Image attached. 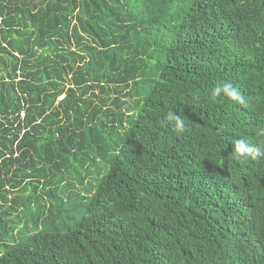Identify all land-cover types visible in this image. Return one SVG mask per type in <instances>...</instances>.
<instances>
[{
    "label": "trees",
    "instance_id": "obj_1",
    "mask_svg": "<svg viewBox=\"0 0 264 264\" xmlns=\"http://www.w3.org/2000/svg\"><path fill=\"white\" fill-rule=\"evenodd\" d=\"M261 128L264 0H0V264H264Z\"/></svg>",
    "mask_w": 264,
    "mask_h": 264
},
{
    "label": "clouds",
    "instance_id": "obj_2",
    "mask_svg": "<svg viewBox=\"0 0 264 264\" xmlns=\"http://www.w3.org/2000/svg\"><path fill=\"white\" fill-rule=\"evenodd\" d=\"M224 95L229 99L239 103L245 104L246 100L241 91L230 82L218 83L212 89V96L219 97ZM165 120L169 122L172 129L178 135L186 130L185 119L182 115L175 114L174 111L167 112L165 114ZM260 133L264 135V128H261ZM233 155L240 160L257 159L264 157V144H251L245 139H238L235 141Z\"/></svg>",
    "mask_w": 264,
    "mask_h": 264
},
{
    "label": "rangeland",
    "instance_id": "obj_3",
    "mask_svg": "<svg viewBox=\"0 0 264 264\" xmlns=\"http://www.w3.org/2000/svg\"><path fill=\"white\" fill-rule=\"evenodd\" d=\"M61 98V97H60Z\"/></svg>",
    "mask_w": 264,
    "mask_h": 264
}]
</instances>
